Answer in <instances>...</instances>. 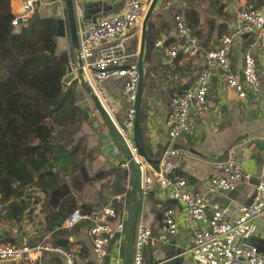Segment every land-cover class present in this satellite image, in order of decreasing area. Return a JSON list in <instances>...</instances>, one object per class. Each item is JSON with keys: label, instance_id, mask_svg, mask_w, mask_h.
<instances>
[{"label": "crops", "instance_id": "obj_1", "mask_svg": "<svg viewBox=\"0 0 264 264\" xmlns=\"http://www.w3.org/2000/svg\"><path fill=\"white\" fill-rule=\"evenodd\" d=\"M127 0H81L82 25L95 20L119 14ZM146 5L145 13L152 0H142ZM261 0H157L152 14L142 31V20L126 34L125 43L128 53L138 62V53L142 39V93L139 107L138 124L144 151L148 159L155 162L163 149L173 148L180 154L169 160V175L182 178L192 193L206 197L211 204L227 207L229 214L236 212L239 206L246 205L253 192V186L260 177L264 178V64L256 49L252 50L256 58V72L260 80V89L252 92L243 85L245 96L237 99L225 86L222 71H212L206 97L208 113L198 123L191 136H182L169 143L166 137L165 118L170 109L169 101L175 91L187 89L194 82L202 67L203 56L215 48L217 39L228 32L235 22L236 9H258ZM18 0L10 1L11 14L18 11ZM179 16L189 33L199 42V50L193 57L177 54L172 66L165 63L166 52L177 42L173 17ZM161 40L162 45L154 47ZM248 39H235L228 54L229 70L242 83V56ZM68 56L72 69L74 61L70 46ZM75 97L78 112L77 129L72 134L67 147H77L78 155L69 163V170L61 183L49 196L45 197L33 189L25 198L28 202L25 213L18 222L4 221L0 218V244L33 248L46 243L66 248L73 255L75 264H103L95 259L91 252V243L87 234L89 222L84 221L71 230H57L60 215L59 206L66 198H71L75 209L88 213L107 203L122 193L125 171L119 168L124 160L116 143L99 117L95 114L83 87L75 80ZM103 93L109 98L115 109L114 124L122 127L128 104L122 93V81L109 79L101 84ZM218 108L219 122L214 125L211 110ZM86 110L91 123H85L82 111ZM236 148V157L244 161V172L249 180L241 182L230 193H207L204 182L212 174L211 164L221 159L230 148ZM85 168L87 180L80 193L62 188L63 179L79 167ZM129 170V169H128ZM121 173V180L117 174ZM127 172V171H126ZM132 183V177L128 171ZM91 178H95L92 181ZM72 185V184H71ZM133 193L127 195V205H131ZM37 199L36 204L32 200ZM116 208L120 206L115 204ZM171 208L179 223L177 233L170 237L165 232L163 212ZM65 212V211H64ZM184 210L181 203L171 202L159 194L156 186L141 198L138 218H142L150 236L142 250L143 264H195L185 253L189 232L181 222ZM210 212H207V217ZM1 215V214H0ZM245 246L254 247L264 258V221L256 222V231L242 241ZM123 250V249H122ZM40 264H62L61 258L49 253L31 254ZM0 264H24L4 262ZM114 263V250L110 249L109 263ZM122 264V260L120 261Z\"/></svg>", "mask_w": 264, "mask_h": 264}, {"label": "built area", "instance_id": "obj_2", "mask_svg": "<svg viewBox=\"0 0 264 264\" xmlns=\"http://www.w3.org/2000/svg\"><path fill=\"white\" fill-rule=\"evenodd\" d=\"M18 11L12 14L10 26L14 34L25 29L35 16L37 0H18ZM76 26L78 55L83 76L106 116L114 124L115 109L103 93L101 84L109 79L122 81V93L128 104L122 127H116L132 160L138 164L140 173L141 198L148 195L154 186L159 194L171 202L181 203L184 214L181 219L189 232L185 253L195 264H264V258L254 247L245 246L242 241L256 231V222L264 221V178L260 177L253 186L252 197L246 205L239 206L229 214L227 207L211 204L209 200L187 188L182 178L169 175V160L180 154L173 148L163 149L154 164H141L131 138L134 115V101L137 94L139 75L135 58L128 53L126 34L131 32L141 20L146 10L142 0H127L124 9L117 15L102 18L82 25L81 0H71ZM258 9H236L235 22L227 33L217 39L215 48L203 56L202 67L194 82L187 89L171 94L170 109L165 118L166 137L169 143L182 136H191L198 123L208 113L206 101L212 71H222L226 88L237 98L245 96L243 85L252 92L260 89L256 72V49L264 64V0ZM177 42L166 52L165 63L172 66L178 53L193 57L199 50V42L193 37L179 16L173 17ZM246 37L247 47L242 56L240 83L229 70L228 54L235 39ZM162 45L161 40L154 47ZM214 125L219 122L218 108L211 110ZM115 125V124H114ZM116 126V125H115ZM119 168L127 171L122 193L110 198L106 204L88 213L72 210L63 216L57 230H71L87 221V234L91 252L95 259L102 261L109 241L112 244L114 263L120 264L124 246L121 234L126 231L128 222L127 195L132 193V183L128 174V163L124 159ZM212 174L204 182L207 193H230L249 175L244 172V161L236 157V148L230 147L224 156L211 164ZM120 206L116 208L115 204ZM210 212L207 217V212ZM0 207V214L3 215ZM165 232L172 237L177 233L179 223L171 208L163 212ZM150 236L142 218H137L134 228L130 264L142 263V250ZM49 253L61 258L62 264H75L72 253L66 248L40 243L33 248L0 244V263L13 262L40 264L31 254Z\"/></svg>", "mask_w": 264, "mask_h": 264}, {"label": "trees", "instance_id": "obj_3", "mask_svg": "<svg viewBox=\"0 0 264 264\" xmlns=\"http://www.w3.org/2000/svg\"><path fill=\"white\" fill-rule=\"evenodd\" d=\"M10 1L0 0V218L18 222L33 189L49 196L76 167L68 165L78 148L67 142L77 129L78 108L75 81L61 90L65 67L54 55V22L33 17L14 34ZM72 210L71 198L61 202L60 215Z\"/></svg>", "mask_w": 264, "mask_h": 264}, {"label": "water", "instance_id": "obj_4", "mask_svg": "<svg viewBox=\"0 0 264 264\" xmlns=\"http://www.w3.org/2000/svg\"><path fill=\"white\" fill-rule=\"evenodd\" d=\"M156 2L157 0H152L149 4V7L142 20V26H141L142 31H144L145 25L152 14V10ZM34 17L41 20H52L55 24L54 35L52 38V41L54 43V55L59 58V60L63 63L65 67V76L61 81V90L64 91L71 82L75 81L76 79L78 80V82L83 87L84 92L87 95L95 114L99 117V119L109 130L116 143L118 150L120 151L123 158L128 163V169L132 177L133 198L131 203L129 219L126 227V238L122 250L121 260H122V264H130L134 228H135L136 220L138 218L139 205L141 201L139 166L137 163H135L132 160L126 146L123 143L121 136L117 131L116 126L111 122V120L106 116V114L100 107L96 97L93 95L91 89L89 88L83 76L79 55H78L76 26L74 22L71 0H37L36 14ZM66 36H68V42ZM68 45L70 46L71 49V53L74 61V69H72L71 63L69 61ZM141 47H142V39H141L140 50L138 53L137 71L139 75V81H138L137 94L133 106L134 115H133L132 129H131V138L133 145L136 149V153L141 159V164L150 165V164H154L155 162L148 159V157L145 154L142 143V137L139 130V124H138L139 107H140V100L142 93ZM82 114L85 123H91L93 121V118H88L86 110H83ZM123 174L126 175L127 172L125 171ZM91 179L92 181L95 180V178H91ZM86 180H87V176L85 173V168L82 166L79 167L70 175L64 177L63 185L61 187L64 189L65 187H68L69 190L67 191V193H69L70 191L72 193L78 194L80 193L81 188L86 182ZM116 237L117 234H114L112 239L108 243V246L105 251L103 264L109 263L110 249Z\"/></svg>", "mask_w": 264, "mask_h": 264}, {"label": "rangeland", "instance_id": "obj_5", "mask_svg": "<svg viewBox=\"0 0 264 264\" xmlns=\"http://www.w3.org/2000/svg\"><path fill=\"white\" fill-rule=\"evenodd\" d=\"M66 38H67V42H68V36H66ZM54 136H55L56 139L59 140V138H60V135H59V134L55 133ZM130 209H131V205H129V207H128V212H129V214H130ZM127 216H128V218H129V215H127ZM121 237H122L123 242H124V240H125V238H126V231L123 232V233L121 234ZM123 244H124V243H123ZM122 249H123V245L121 246V251H122Z\"/></svg>", "mask_w": 264, "mask_h": 264}]
</instances>
